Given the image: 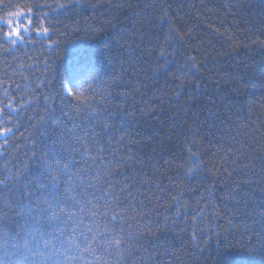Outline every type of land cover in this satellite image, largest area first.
Masks as SVG:
<instances>
[{
  "label": "trees",
  "instance_id": "trees-1",
  "mask_svg": "<svg viewBox=\"0 0 264 264\" xmlns=\"http://www.w3.org/2000/svg\"><path fill=\"white\" fill-rule=\"evenodd\" d=\"M17 12L29 30L13 45ZM69 158L112 173L101 185L127 212L94 231L121 236L123 258L102 236L74 247L39 210ZM5 179L0 264H264V0H0Z\"/></svg>",
  "mask_w": 264,
  "mask_h": 264
},
{
  "label": "snow or ice",
  "instance_id": "snow-or-ice-1",
  "mask_svg": "<svg viewBox=\"0 0 264 264\" xmlns=\"http://www.w3.org/2000/svg\"><path fill=\"white\" fill-rule=\"evenodd\" d=\"M77 4L79 0H76ZM73 6H76L75 4ZM64 7V5H61ZM25 13L17 12L10 13L9 19L5 22L9 31L3 33V38L11 44H15L16 40L22 39V35L28 32V27H21L20 22L13 24V18H19L24 16ZM28 24H31V21H28ZM40 30L37 29V34ZM43 32L46 34L48 28L44 27ZM163 56L164 53L162 52ZM190 62V61H189ZM168 61L165 59V63L162 67H166ZM195 68V64L192 65ZM68 96L72 99H78L77 95H74L72 91H68ZM83 94V90L80 95ZM74 109L79 111L78 105H73ZM93 111H95L93 109ZM76 125L73 126V129H68L69 135H73ZM105 130L110 128L108 123L104 124ZM73 138L83 145L82 156L85 157V161L88 159H93L92 153L88 150V141L89 137L87 136H74ZM95 139V137H91ZM97 151H103V147L98 145ZM47 164V161H44ZM59 163V162H58ZM104 168L107 169V164H103ZM195 169H188V173L191 174ZM61 171L66 177V183L63 190V194L58 192L57 189V175L52 174L50 176L49 184L42 186L47 187L48 191L41 199L40 203L46 205V208H40L39 210L49 211L50 215L48 217L49 222H58L62 227L58 228L56 235L63 236L65 230L70 233L68 243L73 244L74 247H79L75 244V233L79 232L80 235H83L85 240L89 243V248H91L92 241L96 240L98 236L104 237L103 243L112 247V251L115 250L117 259L123 258L125 254V249L123 248V239L121 236H112L111 232H101L94 231V225L96 228L99 227V224L96 221L97 215L103 217L105 220H108L109 223L115 224L124 216L127 212V206L121 201L120 196L113 191L115 185L111 182L107 183L108 187H103L101 181L105 184L107 177L111 176L112 173L105 171L103 174L99 172V169H96V176L89 175V170L80 167L79 170L73 168V161L71 158L66 160L62 166ZM95 181V183L93 182ZM6 182L5 180H0V184ZM128 186H123L119 189L120 192H127V196H130L131 193L127 191ZM89 189L94 191L90 192ZM98 193V194H97ZM126 196V198H127ZM100 201H104L103 210L101 211ZM25 207L28 209L29 218L35 220L36 224H40L41 220L39 217L31 216L33 211L31 203H27ZM59 209V211H57ZM109 213H112L109 220ZM85 215L90 221L85 223ZM105 227H108L106 224ZM37 230H29V235L35 236ZM87 233H93L91 240ZM48 244V241H45ZM27 246V241H26ZM101 259L97 257V260Z\"/></svg>",
  "mask_w": 264,
  "mask_h": 264
}]
</instances>
